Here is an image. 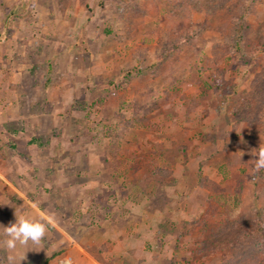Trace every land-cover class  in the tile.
I'll return each mask as SVG.
<instances>
[{"label":"rangeland","instance_id":"374dc122","mask_svg":"<svg viewBox=\"0 0 264 264\" xmlns=\"http://www.w3.org/2000/svg\"><path fill=\"white\" fill-rule=\"evenodd\" d=\"M173 1L0 0V264H118L110 240L88 256L58 235L117 222L118 185L150 208L160 264L264 262L238 245L264 208V0ZM36 208L55 227L7 249Z\"/></svg>","mask_w":264,"mask_h":264},{"label":"crops","instance_id":"0c3cea01","mask_svg":"<svg viewBox=\"0 0 264 264\" xmlns=\"http://www.w3.org/2000/svg\"><path fill=\"white\" fill-rule=\"evenodd\" d=\"M6 161L4 162L6 163ZM40 161L41 160L37 159L35 163L39 164ZM29 169L31 168H27L26 171L23 170L24 172L22 173L28 174ZM15 173L16 178H19V172ZM104 176L105 174L103 172L96 176V183L94 184L93 188H99L102 191L106 189L102 183V177ZM7 184L12 187V189H14L17 193L20 192V194L22 195L25 194L22 187L16 188L11 182H7ZM118 186L117 187L121 189L119 191V195H123L127 199L126 203L124 202L122 204L123 206L121 207V209L118 206L114 209V211H116V216L114 215V217L118 219L117 222L111 220L108 223L105 222V226H103V224L100 223L99 220H96L95 222L99 223L96 225H92L91 227L84 226L83 222H79L78 224H76L77 228L73 231L70 229L67 230L64 227V229L62 230L63 235L58 234L60 235V240H62L63 243L66 244V246H69V248L73 244L75 248H79L82 254L84 253V255L88 256L90 255L89 252L93 248H96L98 243L110 240L112 241V245L116 244L115 246H113L112 253L114 252L117 254L116 260L118 261V264L120 263V261L127 262V264H160V259L156 256L151 255L150 252L146 251L144 245L145 243H150L151 241L152 222L150 220V208L145 206V202L138 204V207H136V205L132 202L129 203L130 193H133V186ZM146 202L148 203V201ZM18 211L20 215H23V210ZM165 213L167 214L166 211ZM92 216H94V218H99V216L97 217V214H93ZM31 217L42 220L47 225V228L50 224L54 227L56 225L55 221L51 217H49L44 211L38 208L31 212ZM84 217H86V214ZM163 217L166 218L167 216ZM136 220L138 221L136 222ZM99 224H101V226ZM71 226L72 225H70L69 227ZM158 227H160V224H158ZM55 232L59 233L57 232V230ZM51 235V238L55 236L54 233ZM155 241H157L159 245L162 242V240ZM71 254V250H69V253H67L65 257L61 258L59 260V263L57 264H67V262L72 258ZM85 257L83 256V260L85 259ZM71 264H73L72 261Z\"/></svg>","mask_w":264,"mask_h":264},{"label":"clouds","instance_id":"9594fccd","mask_svg":"<svg viewBox=\"0 0 264 264\" xmlns=\"http://www.w3.org/2000/svg\"><path fill=\"white\" fill-rule=\"evenodd\" d=\"M255 171L264 169V145H259L258 151L254 152ZM15 222L4 226V246L14 250L17 244L26 245L29 241L38 243L46 234L47 225L40 219L31 216H16ZM71 264V260L67 262Z\"/></svg>","mask_w":264,"mask_h":264},{"label":"trees","instance_id":"16d2710c","mask_svg":"<svg viewBox=\"0 0 264 264\" xmlns=\"http://www.w3.org/2000/svg\"><path fill=\"white\" fill-rule=\"evenodd\" d=\"M173 2L175 3V5L177 4L178 8H180L179 11H183V9H186L185 8L186 6L192 7V9L194 8V10L199 9L198 8V2L196 0H195V2H194V0H190V2H189V0H174ZM207 4L212 5L211 10H216V7L214 6L215 3L209 2ZM242 27H241L240 35H243ZM127 84H128V82H126L123 85V87H125ZM246 107H251V102H247ZM242 109H244V108H242ZM241 111L242 110H239V112H241ZM34 141H36V140H34ZM203 185L205 187H207L210 192H212V195L210 196L211 201H219L220 202V200H222L223 204L225 203L224 195L222 194L223 196H220L221 190L218 188L217 185H215L214 183H211V182H210V184L208 182H206ZM221 193H223V192H221ZM217 194H218V197H217ZM253 229H254V232H247L246 231L245 233H243L242 237H240V240H238V243H239L238 245L241 246V248H240V255L241 256L244 255L243 250H245L247 244L255 245L254 248L257 249L256 251L260 252V255L264 256V208L262 210L261 217L255 221ZM238 261H240V260H238ZM238 264H242V263L238 262ZM256 264H264V262L259 261V263H256Z\"/></svg>","mask_w":264,"mask_h":264}]
</instances>
